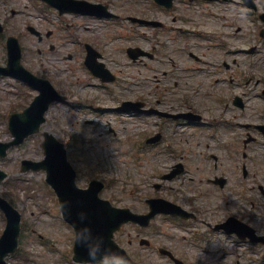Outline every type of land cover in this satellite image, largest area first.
<instances>
[{
  "label": "rangeland",
  "instance_id": "obj_1",
  "mask_svg": "<svg viewBox=\"0 0 264 264\" xmlns=\"http://www.w3.org/2000/svg\"><path fill=\"white\" fill-rule=\"evenodd\" d=\"M151 1L111 0V4L123 19L128 15L168 19V13ZM257 1L259 12H264V0ZM13 9L15 13L12 12ZM239 11L240 9L237 10L231 3L213 5L199 3L188 6L185 0H177L174 7V12L192 18V23L187 24L192 28L200 27L203 31L215 32L218 29L240 26L242 39L238 41L232 38V40L239 44L243 43V39L250 37L251 43L258 45L255 52L240 53L241 78L249 74L264 79V37L259 36L263 22L258 16L253 21ZM0 20L5 25V31L0 34V65L7 63L6 39L9 34H13L19 38L22 45L24 65L35 74L49 78L58 90L68 96L67 100L59 101L50 108L42 130L54 133L66 143L69 158L78 171L77 182L80 186H87L90 179L99 178L106 182V187L101 191L104 198L111 199L119 206L133 204L134 208L141 211L145 206L139 200L146 195L144 193L157 190L153 185L155 182H164L161 190H157L162 193L166 188L176 187V192H168L169 195L182 190L189 191L193 198L201 195L202 198L196 200V203L205 208H216L218 204L223 203V193L206 190L204 173L202 170H196L197 166L206 163L196 154L191 161L193 173L189 171L187 175L183 174L166 181L159 176L168 171L173 163L168 149L165 148L166 145L147 146L146 143H143V147L139 145L143 134L147 136L158 129L150 122L148 124V120L152 121L156 117L111 110L91 112L94 103L84 100L93 97L96 103L98 102L97 105L105 109L121 99L143 95L153 100V93L157 90L167 92L165 88L168 86L165 83L167 80L157 81L154 78L160 74L155 73L151 68L156 66V60L149 61L148 67L142 62H134L126 54L127 46L135 45L139 42L137 36L141 37L137 24L127 19L120 21L93 19L90 20L89 25L84 18L59 17L56 11L46 6L44 8L39 0H0ZM28 25L34 26L44 34L48 30H53V34L49 37L44 35L43 40L40 41L35 34L28 31ZM141 29L150 34L154 30L142 26ZM123 34L126 36L121 38ZM86 40L94 41L102 47L106 62L120 75L119 80L104 84L90 75L83 64L84 51L81 47L82 41ZM196 40L202 41L200 38ZM52 44L55 45L54 49H51ZM238 44L231 48L239 47ZM144 45L149 47L146 42ZM67 54H72V57L66 58ZM200 78H203V75L191 80L200 85L199 88L204 91L207 88L205 82L209 83V81L204 78V82H201ZM221 86L225 92L232 88L227 81ZM190 88L191 86L185 81L184 84L180 83L175 91L176 97H179L181 90ZM37 93L36 89L16 78L0 75L1 141L12 137L8 128L9 115L26 107ZM194 97L200 101L206 100L204 92L194 93ZM247 101L251 109L240 112V122L257 120L255 107L259 100ZM222 111L215 110L208 117V121H218L222 115L228 119L229 114H223ZM178 131L180 132L181 129ZM163 132L175 138L177 142L180 137H184V133L175 135L174 130L166 125ZM241 132L244 133L243 130ZM185 137L189 138L187 133ZM195 139L192 143L194 152L203 150L204 138L195 137ZM42 140L41 133L34 134L24 143L10 149L7 157L0 159V167L8 172L7 179L0 183V193L22 214L19 248L15 253L9 254L7 260L10 264H79L72 259L74 233L61 217L57 197L45 181V171L20 172L23 158L42 159ZM250 147L252 164L246 162L250 170H252L251 165L256 170L257 183H263L264 143L253 144ZM239 171L241 176V168ZM191 176L194 177L193 180ZM253 180L246 179L250 183ZM144 187V195H139V189ZM224 194H227L233 203L232 209H249L242 200L230 197L227 191ZM252 196H255L258 209L256 212L264 216V198L259 193ZM157 221L159 228L156 226L157 228L147 229L142 234L151 240L150 246H141L138 240H134L132 245L128 244L127 233L131 228L125 229L122 236H118V239L123 238L121 244L127 247L139 264H170L167 258L159 256L153 248L163 244L176 248L178 255L189 264H264L262 244L247 250L245 245L237 244L226 235L216 233L209 234L216 236L214 239L203 243L204 250L208 249L209 252H201L195 247L194 241L182 238L183 229L177 227L175 223L161 218ZM5 226L6 218L0 209V236ZM200 227L203 229L199 224L196 229ZM184 233L187 234L186 230ZM170 235L172 239H169ZM216 248H224L228 251L227 255L222 257L220 251L218 254L216 252L210 254ZM250 257L253 262L250 261ZM96 264H103V261Z\"/></svg>",
  "mask_w": 264,
  "mask_h": 264
},
{
  "label": "flooded vegetation",
  "instance_id": "obj_2",
  "mask_svg": "<svg viewBox=\"0 0 264 264\" xmlns=\"http://www.w3.org/2000/svg\"><path fill=\"white\" fill-rule=\"evenodd\" d=\"M204 2L209 4L205 0ZM75 10L83 12L80 6L76 7ZM91 10L106 15L100 17L80 13L73 15L85 19L107 17L108 11L104 7L92 8ZM168 13L170 19L167 22L163 20L164 26L154 29L151 47L153 51H150L152 53L145 52L138 59L144 64H148L149 60H156V66L151 68L155 73L160 74L154 78L157 81L167 80L165 82L168 84L165 87L167 92L157 90L153 93V100L149 99L150 97L146 98L139 95L133 99L121 100L117 104L120 105L126 100H131L133 103L129 105L132 110L129 112L137 113L139 116L156 117L154 118L156 122L148 120V124L149 122L154 124L158 128L157 131L149 136L143 134L142 142L144 140H158L156 143L158 146L167 143L171 145V148L168 149L170 160L173 162L170 170L171 173L175 174V178L183 174L187 175L189 171L193 173L191 161L193 155L196 154L206 163V165L201 164L196 167L197 171L202 170L204 173L206 190L209 192L212 190L219 191L223 193L224 199H222L223 203L218 204L216 208H205L196 203V200L202 198L201 195L193 198L190 196V192L186 190L169 195L168 192H176V187L166 188V191L162 193L157 190H161L164 184L155 183L154 186L157 190L147 193L143 200L139 201L145 206L139 212L144 213L150 210V201L165 198L172 201L175 206L168 204L171 210L157 213L152 222L158 218L172 220L177 223V227L190 233L191 240H205L209 234L218 231L227 234L236 242L253 243L251 238H254V234L252 233L253 230L248 229L250 226L257 234L264 236V223H262L264 216L256 212L258 209L256 208L255 196H252L259 193L264 198V182L257 183L256 170L253 169L252 165V170H250L246 161L252 164L250 152L252 148L250 146L264 143V79L249 74L241 78L239 55L242 51L245 53L255 52V48L253 49L250 37L243 39V43L239 44L232 40V38L238 41L242 39L240 38L242 34L239 26L218 29L215 32L207 30L202 41L196 40L201 39L204 33L198 31L194 36L192 27L187 29V24L191 23L189 18L182 13L177 14L172 11ZM199 29L197 28V30ZM49 35L50 32L47 37ZM96 39L98 40L97 37ZM141 41L146 42V38L141 36L139 39V44L143 46ZM90 43L95 50L90 49L88 51L87 44L89 43L84 42L85 57L90 52L91 66L93 68L98 67L96 72H99L97 74L100 75L104 70L99 68L97 63V58H100L97 52L102 53L100 60L106 62L103 49L94 41H90ZM237 44L239 47L231 48ZM213 57L214 59H212ZM227 70H229L228 75L224 74ZM202 75L201 82H204V78L209 81V83L205 82L207 88L204 91H201L200 85L191 80ZM95 76L102 79L101 75ZM184 81L191 88L185 91L181 90L179 97H176V88L179 87L180 83L184 84ZM226 81L232 88L225 92L221 85ZM200 92H204L205 101L195 99L194 93ZM249 99L259 100L255 107L257 120L240 122V112L251 109L247 101ZM116 105L109 107L117 110L119 105ZM218 109L223 110V114H229L230 119H226L222 115L218 121L209 122L208 117ZM190 112L200 115L201 120L195 121L189 116ZM170 114H179L180 116L174 118L169 116ZM165 125L172 128L175 135L184 133V137H180L179 142H177L175 138L163 132ZM178 129L181 131L179 132ZM242 130L244 133L241 132ZM186 133L189 138L185 137ZM195 137L204 138L203 150L194 152L192 143L196 140ZM240 152L243 160L240 158ZM250 178L254 179L251 183L246 181ZM193 179L194 177L191 176V180ZM144 190L145 187L141 191ZM225 191L230 194V197H237V199L242 200V203L247 205L249 209H232L233 203L229 200L228 195L224 194ZM237 220L245 223L239 232L234 229L238 226L233 225L234 223L239 224ZM198 224L203 226V231L198 230L202 229L201 227L194 229ZM128 225L130 224L128 223ZM132 226L136 225L132 224ZM137 228L138 231L133 235L140 237V229L143 230L146 227L138 225ZM169 239H172V235L169 236ZM128 241L131 244L133 239L129 238ZM169 249L175 255L178 254L176 248Z\"/></svg>",
  "mask_w": 264,
  "mask_h": 264
},
{
  "label": "water",
  "instance_id": "obj_3",
  "mask_svg": "<svg viewBox=\"0 0 264 264\" xmlns=\"http://www.w3.org/2000/svg\"><path fill=\"white\" fill-rule=\"evenodd\" d=\"M0 30L2 27L0 26ZM10 63L8 68L3 71L18 74L24 79H28L30 74L23 69L20 64L21 51L17 39L10 37ZM19 70L25 72V76L19 73ZM42 89L41 95L37 96L32 104L23 112L12 115L10 129L16 138L7 143H0V155L5 156L8 147L16 142L22 141L26 136L40 131V126L45 122V112L50 104L59 99L60 95L51 86L48 80L37 79ZM45 148L46 158L41 162L24 161V168L47 170V180L52 184L60 198L67 220L74 226L78 222V213H86V221L89 223L94 232L101 234L107 245H114L112 237L114 231L125 221L124 210L116 208L108 200L98 197L99 186L92 192L90 199L86 198V191L78 189L75 186V172L67 160V153L64 144L54 135L45 131ZM7 174L0 170V180ZM68 202L67 205L65 202ZM0 206H2L8 216L7 228L0 238V264H8L5 256L9 252H14L18 247V237L20 234L21 214L5 199L0 197ZM75 258L79 261H86V249L76 245Z\"/></svg>",
  "mask_w": 264,
  "mask_h": 264
},
{
  "label": "clouds",
  "instance_id": "obj_4",
  "mask_svg": "<svg viewBox=\"0 0 264 264\" xmlns=\"http://www.w3.org/2000/svg\"><path fill=\"white\" fill-rule=\"evenodd\" d=\"M67 201L65 204L67 205ZM78 222L74 225V243L86 249V264H96L103 259V264H128L124 257L116 256L107 246L104 237L93 231L86 221V213H78Z\"/></svg>",
  "mask_w": 264,
  "mask_h": 264
}]
</instances>
